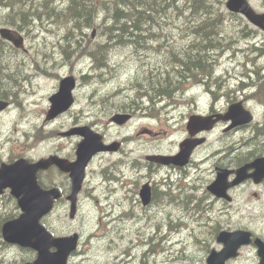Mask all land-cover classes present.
<instances>
[{
  "label": "rangeland",
  "instance_id": "obj_1",
  "mask_svg": "<svg viewBox=\"0 0 264 264\" xmlns=\"http://www.w3.org/2000/svg\"><path fill=\"white\" fill-rule=\"evenodd\" d=\"M248 1L256 10L264 8V0ZM63 2L66 3L65 0ZM163 3L167 5L170 2L166 0ZM36 4L35 0L30 4L24 2L29 10H25V19L21 17L22 22L29 19V16L35 18L28 26V31L20 32L25 36L27 51L17 49L13 53H7L11 44L0 38L5 43L2 49L0 99L10 102L0 113V159L10 161L17 156H25L34 160L50 153L73 158L76 143L81 137L60 134L73 125H89L101 133L106 141L131 136L123 144L121 153L104 152L93 158L87 167L84 188L78 196V213L74 220L68 219V203L64 200L56 203L52 213L42 219V223L55 234L77 231L81 235L71 264H142L141 258L144 259L143 264H206L208 250L211 247L220 248L214 239L217 230L242 228L264 239V183L257 186L258 184L246 181L234 188L231 190L232 202L219 200L205 189L206 184L214 178L212 162L220 156L217 150L222 149L224 144L236 147L240 142L250 141L255 144L251 148L253 154H264V104L250 102L248 97L252 92L249 86L264 79V32L244 18L241 23L228 18L225 26L220 27L219 40H214L218 48L203 51V60L207 68H211V76L184 91L181 86L172 92L173 99H163L152 108L144 102V97H138L133 105L139 114L133 115L127 125L120 127L108 122L113 107L111 111L106 108L117 103L123 95L129 96V99L133 96V86L128 87L135 67L133 60H139L154 71L165 73L166 69L172 67L168 63L180 59L178 47L185 45L186 39L193 37V33L198 37L199 33L194 32L195 28L183 22L192 17L180 21L177 11L166 8L163 28L154 23L149 25L157 28L158 35L147 33L145 36L142 33L143 44L136 41L131 50L130 47L115 42V36L108 37L105 27L112 23V19L98 10L95 11L94 14L98 12L97 17L90 26L81 31L69 32L71 23L58 24L51 16L64 7V4L59 3V0H48L46 12L50 16L40 13L35 16L34 11L30 10ZM5 9L6 7L0 9V13H4ZM12 13L19 17L16 10ZM75 17L77 20L83 19L84 15L78 11ZM157 23H161V20H157ZM93 28L96 29L94 37L90 34ZM177 29L190 33L177 34ZM205 32L213 33L209 29ZM128 37L129 34H126V38ZM60 44H68L75 51L65 54ZM101 44H104L101 52L92 54V49ZM113 47L120 49H112ZM170 47L174 49V54L167 50ZM80 48L81 55L76 56ZM142 51L143 55L135 56ZM153 64L162 68L157 69ZM68 74L76 78L74 103L67 111L47 120L45 114L49 108L48 97L57 90L59 79ZM211 79L214 81L211 82ZM179 82L188 83L185 78ZM241 83L244 84L240 85ZM155 85L159 87V82L155 81ZM171 96L172 94L164 97ZM102 97L107 98V101L101 102ZM239 98L254 114L253 124L226 135L222 134L223 125L220 124L210 134L208 143L194 154L193 164L186 167L185 174L172 167L145 168L147 162L143 161V154L168 153L177 149L178 141L186 135L185 121L190 111L204 112L212 100H215L216 108L224 109L231 101ZM171 100L180 104L173 105L169 103ZM155 112H158L157 118L153 117ZM146 128L159 133L146 134ZM174 129L177 131L171 134ZM165 130L168 132L163 134ZM220 138L224 143H220ZM246 149L248 148H240ZM205 155L206 159L203 160ZM138 162L140 168H136ZM111 164L115 165L110 167ZM110 176L118 179L123 177L120 182L126 184L124 190L114 188L121 187L122 183L103 180ZM167 177L173 182L170 184L171 191L165 182ZM38 179L43 185L56 184L63 189H67L69 185L67 176L56 170L41 172ZM147 179L158 183L154 191L156 197L153 204L142 206L137 192L140 183ZM128 180L132 182L130 185L126 182ZM93 186L97 187L94 193L87 194L88 188ZM166 191L173 194L170 195L172 199L169 196L161 197ZM99 197L110 202V206L106 208H111L114 204L117 214L107 215L109 210H99ZM113 198L114 202L111 201ZM194 202L199 206L197 209ZM152 210L155 221H159L157 226L144 225L136 214H132L137 213L145 219ZM18 213L19 209L12 196L8 192L2 195L0 222L3 216H16ZM112 216L115 220H111ZM134 216L140 222L138 225L142 226L132 233L135 240L141 237L138 242L130 235L124 236L128 228L123 224L131 221ZM113 222H116L115 226H111ZM106 226L109 230H106ZM132 244L135 246L130 248ZM33 255L35 252L32 250L3 243L0 234V263L17 264ZM132 255L134 258L136 256L135 261L127 262ZM257 261L255 248L246 246L242 248L239 257L228 264H257Z\"/></svg>",
  "mask_w": 264,
  "mask_h": 264
},
{
  "label": "water",
  "instance_id": "obj_2",
  "mask_svg": "<svg viewBox=\"0 0 264 264\" xmlns=\"http://www.w3.org/2000/svg\"><path fill=\"white\" fill-rule=\"evenodd\" d=\"M226 8L232 12L243 15L250 23L264 30V13H256L246 0H227ZM0 36L16 47H22V36L9 28H0ZM75 86V79L72 75L60 79L58 90L48 97L50 102L46 118L51 119L61 112L67 110L73 103L72 89ZM7 102L0 100V110L7 106ZM129 113H115L111 120L117 124L127 121ZM222 119L230 121L226 130L243 125L251 121L250 113L243 109L241 102L230 105L223 115L201 117L191 116L187 123V129L191 135L205 129H211L213 124ZM63 134H79L82 139L76 145V160L68 161L57 155H49L40 158L35 162H29L21 157L11 163L0 164V193L9 188L10 194L16 199L20 213L17 217L4 222L1 226V234L4 241L18 243L23 246H31L38 252L37 258L31 263L25 264H65L68 252L76 244V235L71 237H53L46 228L41 225L40 219L49 213L55 200L61 196L56 187L43 190L37 181V172L55 165L60 171L67 172L71 179L70 193L66 196L69 200V217L76 212L77 193L81 187L84 177V168L94 153L100 150L117 148V143L104 144L102 136L93 131L89 126L74 127ZM201 139H186L181 143V150L174 156H149L154 162L163 164L172 163L182 166L187 160L190 152ZM252 169L251 172L249 170ZM215 179L206 189L215 197L230 200L227 190L242 181L252 178L254 183L264 179V156L254 159L252 162L238 167L235 170L216 168ZM234 177L229 180V176ZM142 203L149 201V189L142 187L140 190ZM250 233L246 231H221L216 241L223 244L219 252L211 251L207 258L208 264H224V261L236 256V250L250 242ZM254 244L257 246L259 264H264V243L256 238ZM51 246L56 247L55 252H49Z\"/></svg>",
  "mask_w": 264,
  "mask_h": 264
},
{
  "label": "trees",
  "instance_id": "obj_3",
  "mask_svg": "<svg viewBox=\"0 0 264 264\" xmlns=\"http://www.w3.org/2000/svg\"><path fill=\"white\" fill-rule=\"evenodd\" d=\"M31 1L33 0H0V4L3 5L4 3L6 9L9 8L8 10L5 9V12L3 14L0 13V25L10 26L13 29L18 30L19 32H23L26 30L28 31V26L35 18L33 16H29V19H27L25 22H22L21 17L25 19V10H29L24 6V2L30 4ZM35 1L37 2V4L30 11H34L33 13L35 16H38L37 13L45 16H50V14L46 12V10L48 9V6L46 5L48 0ZM65 1L66 3L64 4V7L57 10L56 13L52 14L51 16L64 15L65 22L71 23L69 32H72L73 30L81 31L85 27L90 26L93 22L94 15H97V13L100 11L105 16H109L112 19V23L109 26L105 27V32L108 37L115 36V42L122 43L125 46L130 47L131 50H133V48L135 47L136 41L140 45L143 44L142 33L146 32L158 35L159 31L157 30V28H151L149 25L150 23H154L155 26H162L163 28V15L166 8H168L170 11H177L178 16L181 18L180 21L192 17L191 20H185L183 22L186 25L194 27V32H198L199 34L197 37L193 33V37H188L186 39L187 43L185 45H180L178 47L180 64L177 65L175 69H178L177 74L179 75V77L174 76V69L171 72L161 73L154 71L152 68L144 66L139 60L136 61L135 69L132 73V76L130 77L131 86H133L131 88L134 91V94L129 100H125L117 104L115 106L116 109H135L133 103L138 97H144V102L148 103L149 106L152 107L158 99V96H170L174 90L180 89V87L184 83L179 82L181 80V76L183 75L185 81L197 80L199 76H211V68H205L202 62V59H204L205 57L204 52L202 51V46H195L194 44L196 42H199L203 46L206 45L209 50L218 48V45L214 43V40H219L218 34L221 31L220 27L221 25L223 26V21L226 18V12L223 10L222 0H177L176 2L178 5L175 6L174 0H167L170 2L167 3V5L163 3L166 0ZM40 8L42 9L41 11L39 10ZM14 10L18 12L19 17L14 16V14L12 13V11ZM96 10H98V12L94 14ZM78 11H81V14L84 15L83 19L77 20V18L75 17V13H78ZM174 15L177 16V14ZM170 17L173 16L170 15ZM157 20H161V23H157ZM162 28L160 30L161 32ZM206 29L212 30L213 33L211 34L210 32H205ZM176 33L184 34L190 32H185L177 29ZM126 34H129L128 38H126ZM103 45L104 44H101L93 48L91 53H100ZM190 45L192 46L188 48V46ZM3 47H5V43L0 40V73L3 69ZM168 50L170 54H174V49L172 47L168 48ZM152 66L157 69L162 68V66H157L155 64H153ZM196 66L198 67L196 68ZM155 81L159 82V87L155 85ZM252 95L261 96L262 98H264V79L259 80V82L256 84L254 92H252ZM252 155L253 151L249 149L247 151L241 152L236 158L229 160V162L238 163L243 159H248ZM163 196H169V199H171L170 192L167 194H165L164 192ZM9 217H11V215H6L3 216V219L5 220Z\"/></svg>",
  "mask_w": 264,
  "mask_h": 264
},
{
  "label": "bare ground",
  "instance_id": "obj_4",
  "mask_svg": "<svg viewBox=\"0 0 264 264\" xmlns=\"http://www.w3.org/2000/svg\"><path fill=\"white\" fill-rule=\"evenodd\" d=\"M177 0H174V6L175 5H178L177 4V2H176ZM184 1V0H183ZM187 1V0H186ZM193 1V0H192ZM198 1V0H197ZM184 3V2H183ZM186 3V2H185ZM187 4V3H186ZM4 5V6H3ZM3 5L2 4H0V9H4V7H6L5 6V4L3 3ZM181 5H182V3H181ZM180 6V5H179ZM127 10V9H126ZM4 12V11H3ZM11 13V12H10ZM3 14V13H2ZM190 15H191V13H190ZM1 16V15H0ZM2 19H3V17H2ZM137 19V18H136ZM208 27V26H207ZM18 31V30H17ZM151 35L153 34L154 35V33H150ZM23 35V34H22ZM145 36H147V33L145 32ZM25 37V36H24ZM214 43H217V42H214ZM194 45H197V46H200V43L199 42H196ZM201 47V46H200ZM214 47V46H213ZM212 47V48H213ZM202 48H203V50L202 51H204V50H206V49H208V47L206 46V45H202ZM112 49H120V48H118V47H113ZM17 50V47L16 46H14V45H9V50H6L7 51V53H13L14 51H16ZM4 53V52H3ZM110 54H111V52H110ZM5 55V54H4ZM141 55H143V51L141 52V53H139V54H137V55H135V56H141ZM1 56V55H0ZM17 56V55H16ZM202 56V55H201ZM9 57V56H8ZM199 57V56H198ZM11 58V57H10ZM14 59V58H13ZM13 59H12V61H13ZM198 59V58H197ZM15 60V59H14ZM134 62H136V60L134 59L133 60ZM194 62H197V61H194ZM202 62H203V65H204V67L205 68H207V65H206V63L204 62V60L202 59ZM56 64V63H55ZM135 64V63H134ZM180 64V59L178 60V58L175 60V61H173V62H170V63H168V65H170V66H172L170 69H166V72L165 73H167V72H171V71H173V69H174V76L175 77H179V75L177 74V72H178V69H175L176 68V66L177 65H179ZM60 65V64H59ZM182 66V65H181ZM180 66V67H181ZM200 66V65H199ZM18 67V66H17ZM53 67V66H52ZM198 66H196V68H197ZM15 68V67H14ZM197 71V70H196ZM22 77V76H21ZM182 79H184V75L183 76H181V80ZM178 80V79H177ZM180 80V81H181ZM202 82L203 81V77H201V76H199L198 78H197V80H194V82ZM90 85V84H89ZM88 87V86H87ZM174 89H176V88H174ZM163 99H173V93H172V96L171 97H169V98H167V97H159L157 100H156V102L154 103V105L155 104H157V103H159V102H161ZM110 101V100H109ZM151 102V101H150ZM154 102V101H153ZM108 103V102H107ZM169 103H172L173 105H178V104H180L179 102H176L175 100H171V101H169ZM154 105L152 106V107H154ZM149 108H152V107H150V106H148ZM158 115V112H155V114H154V116L156 117ZM153 116V117H154ZM168 117V116H167ZM237 129H241V127H239V128H237ZM140 168V167H139ZM158 176V175H157ZM250 181L252 182V183H254V181L252 180V178H250ZM184 186H186V185H184ZM188 187V186H187ZM195 191V190H194ZM166 194V193H165ZM172 194V193H171ZM192 194V193H191ZM173 195V194H172ZM174 197V196H173ZM191 197H193V196H191ZM193 199V198H192ZM98 201L100 202V206L101 207H99L98 209L99 210H103L104 208H106V206H110V202L108 201V200H106L105 201V198L104 197H99V199H98ZM112 202H114V198L111 200ZM187 201H189V200H187ZM187 201H186V203H187ZM192 203V202H191ZM190 203V204H191ZM195 203V202H194ZM196 204V203H195ZM189 205V204H188ZM200 205V204H199ZM202 206V205H201ZM205 206V205H204ZM195 207V206H194ZM197 207H199V206H197ZM191 208H193V207H191ZM208 208V207H207ZM182 209H185V208H182ZM195 209V208H194ZM200 209H202V212L204 211L203 210V208L201 207ZM199 209V210H200ZM188 210H191V209H188ZM205 210H207V209H205ZM191 212V211H190ZM184 213H185V211H184ZM195 213V212H194ZM194 213H192L193 215H194ZM108 214H111V213H107V215ZM189 214H191V213H189ZM185 215V214H184ZM199 215H201V214H199ZM186 216V215H185ZM197 216V215H196ZM202 216V215H201ZM201 216H200V219H201ZM187 217V216H186ZM111 218V217H110ZM195 218V217H194ZM204 219V218H203ZM3 217H2V221L1 222H3ZM111 220H115V217L114 216H112V218H111ZM202 220V219H201ZM187 221V220H186ZM0 222V223H1ZM188 222V221H187ZM126 224V225H125ZM125 224H123L124 226H125V228H128V230L125 232V234H124V236H128V235H130L131 236V238L134 240V241H136V242H138V240L139 239H141V237H139V239H137V240H135L134 239V237H133V232H134V230L135 229H137V228H140V227H142V226H139L138 224H140V222H139V220L137 219V218H135V216H134V218L131 220V221H129V222H125ZM186 224V223H185ZM116 225V222H113L112 224H111V226H115ZM150 226V225H149ZM106 230H109L108 229V226H106ZM92 232H89V234H91ZM150 239H152V238H150ZM115 242V241H114ZM200 244H203V243H200ZM205 244V243H204ZM135 245L134 244H132V245H130V248H132V247H134ZM97 247V246H96ZM98 248V247H97ZM94 249H96V248H94ZM144 252H142V254H143ZM120 255H121V253H119ZM178 258V257H177ZM135 259H136V256H135V258H134V255H132V257L130 258V259H128L127 260V262H132L133 260L135 261ZM120 260H121V258H120ZM143 258H141V263L143 264ZM122 261V260H121ZM133 261V262H134Z\"/></svg>",
  "mask_w": 264,
  "mask_h": 264
},
{
  "label": "flooded vegetation",
  "instance_id": "obj_5",
  "mask_svg": "<svg viewBox=\"0 0 264 264\" xmlns=\"http://www.w3.org/2000/svg\"><path fill=\"white\" fill-rule=\"evenodd\" d=\"M258 11H264V8L262 7L260 10H258ZM10 103V102H9ZM210 110V109H209ZM210 112H212L211 110H210ZM212 113H214V112H212ZM209 114H211V113H209ZM147 134H151L152 133V131H147L146 132ZM130 140V136H126V137H121L120 138V140H119V142H120V146H119V148H118V151H116V152H114V153H121L122 152V149H123V144L126 142V141H129ZM225 150V148H222V151H224ZM142 158H143V161L144 162H146V154H143V156H142ZM2 160L0 159V162H1ZM113 165H115V164H111V166H113ZM124 165V164H123ZM139 167H141V165H140V163L138 162L137 164H136V168H139ZM120 179H123V177H119V179L118 178H116V177H107L106 179L104 178L103 180H105V181H108V182H112V183H122V182H120ZM126 182H128V185L131 183V181L130 180H128V181H126ZM126 184H123L122 183V186H121V189L122 190H124V186H125Z\"/></svg>",
  "mask_w": 264,
  "mask_h": 264
}]
</instances>
